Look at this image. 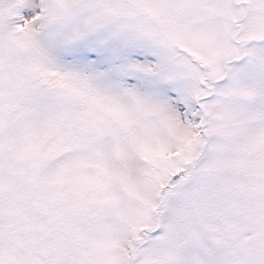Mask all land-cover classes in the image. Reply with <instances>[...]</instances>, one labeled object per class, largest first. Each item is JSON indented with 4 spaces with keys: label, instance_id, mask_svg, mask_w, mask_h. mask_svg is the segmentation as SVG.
<instances>
[{
    "label": "snow or ice",
    "instance_id": "6c2138e0",
    "mask_svg": "<svg viewBox=\"0 0 264 264\" xmlns=\"http://www.w3.org/2000/svg\"><path fill=\"white\" fill-rule=\"evenodd\" d=\"M0 264H264V0H0Z\"/></svg>",
    "mask_w": 264,
    "mask_h": 264
}]
</instances>
